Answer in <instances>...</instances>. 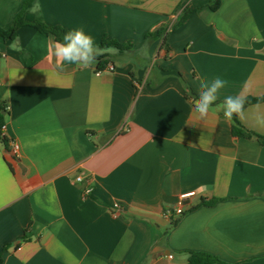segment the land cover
<instances>
[{
    "label": "crops",
    "instance_id": "0c3cea01",
    "mask_svg": "<svg viewBox=\"0 0 264 264\" xmlns=\"http://www.w3.org/2000/svg\"><path fill=\"white\" fill-rule=\"evenodd\" d=\"M21 3L0 0V27ZM212 3L40 0L28 10L27 21L82 27L95 43L130 41L99 74L95 61L57 67L54 36L30 25L0 37V264H185L187 251L264 264V144L234 136L223 103L202 120L192 113L200 83L216 77L228 82L216 101L264 95V0ZM184 7L186 22L146 38ZM238 120L264 136V101ZM178 205L181 215L164 217Z\"/></svg>",
    "mask_w": 264,
    "mask_h": 264
},
{
    "label": "trees",
    "instance_id": "16d2710c",
    "mask_svg": "<svg viewBox=\"0 0 264 264\" xmlns=\"http://www.w3.org/2000/svg\"><path fill=\"white\" fill-rule=\"evenodd\" d=\"M34 0H22L21 7L19 11L14 15L12 18V21L10 25L6 28L0 27V37L3 39H15L17 37V30L19 27L23 25H30L34 28H36L39 32L43 34H52L56 41H61L63 35L67 32V29L63 28L59 25H48L45 23H42L38 20L33 21H27L25 19V14L28 12V10L31 8L32 3ZM220 3V0H213V3L210 4L211 9H215ZM191 9L184 7L182 9V13L180 18L173 23L170 27L168 25H164L156 29L155 31H152L148 34H146V38H157L160 37L162 34H167L170 29H173L177 27L178 25L186 22L189 18V15L191 13ZM100 49L103 50L102 54L99 55L96 59V70L98 69H104V67L109 62H113L112 60V53L109 50L115 51V54H123L127 53L132 49V44L130 41L128 42H119L115 39H108L106 37H103L99 42L96 43ZM162 46L168 50V46L165 45V42H162ZM245 98V106L248 104L264 101V95L253 97V96H247ZM219 103H223V101H215L214 105H217ZM4 112L5 107L2 102H0V138L2 142L7 146V138L2 134V127L4 123ZM231 124V132L236 137H251L253 135L257 136L261 139V142L264 144V136L259 135L253 131H250L243 127V125L238 120V114H234ZM216 198H213L209 200L208 202H202L201 204H212L216 201ZM175 223V221L173 222ZM26 237L23 236L22 240H25ZM187 261L185 264H219L222 263V261L215 255L204 252V251H187Z\"/></svg>",
    "mask_w": 264,
    "mask_h": 264
},
{
    "label": "clouds",
    "instance_id": "9594fccd",
    "mask_svg": "<svg viewBox=\"0 0 264 264\" xmlns=\"http://www.w3.org/2000/svg\"><path fill=\"white\" fill-rule=\"evenodd\" d=\"M40 10V0H34L29 11L35 14ZM13 48L20 51L15 45ZM102 52L103 50L95 43L94 37L82 27L68 30L63 35L62 42L57 41L53 44V55L59 61L57 67L76 63L88 67ZM227 83L220 77H216L211 82L202 81L200 83L199 98L194 101L192 107V113L197 120H202L208 115L210 108L217 100V94ZM244 104L245 98L243 96H226L222 104L224 118L231 120L234 114H241Z\"/></svg>",
    "mask_w": 264,
    "mask_h": 264
},
{
    "label": "built area",
    "instance_id": "2783aa9c",
    "mask_svg": "<svg viewBox=\"0 0 264 264\" xmlns=\"http://www.w3.org/2000/svg\"><path fill=\"white\" fill-rule=\"evenodd\" d=\"M113 70H114V64H113L112 62H109V63H107V65L104 67V69H98V70H96V74H99V73H101L102 71H113ZM3 129H4V126L2 127V130H3ZM18 149H19L18 144H16L15 142H13V143L11 144V153H12V155L17 156V155H18ZM75 180L78 181V182L82 181V180H83L82 175H78V176H76V177H75ZM91 191H92L91 187H86V188H84L83 193H84V195H87V194H89ZM191 194H192V192L182 194V195H181V198L183 199V198H185L186 196H189V195H191ZM118 209H120L119 204H117V203H113V205H112V213H113L114 215L116 214V211H117ZM183 211H184V210L182 209V205H178V206H176V207H174V208H172V209H168V210L164 211V212H163V215H164V217H166V218H171V217H176V216L181 215V214L183 213Z\"/></svg>",
    "mask_w": 264,
    "mask_h": 264
}]
</instances>
